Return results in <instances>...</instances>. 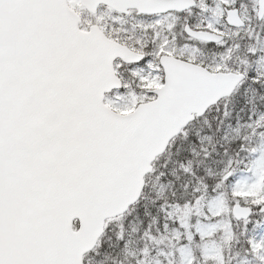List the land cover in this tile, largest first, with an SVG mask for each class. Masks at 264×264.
Instances as JSON below:
<instances>
[{"label":"snow or ice","instance_id":"1","mask_svg":"<svg viewBox=\"0 0 264 264\" xmlns=\"http://www.w3.org/2000/svg\"><path fill=\"white\" fill-rule=\"evenodd\" d=\"M0 264H264V0H0Z\"/></svg>","mask_w":264,"mask_h":264}]
</instances>
